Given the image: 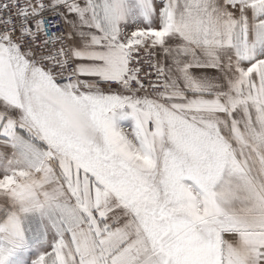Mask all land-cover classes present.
Masks as SVG:
<instances>
[{"label": "snow or ice", "instance_id": "1", "mask_svg": "<svg viewBox=\"0 0 264 264\" xmlns=\"http://www.w3.org/2000/svg\"><path fill=\"white\" fill-rule=\"evenodd\" d=\"M0 264H264V0H0Z\"/></svg>", "mask_w": 264, "mask_h": 264}]
</instances>
